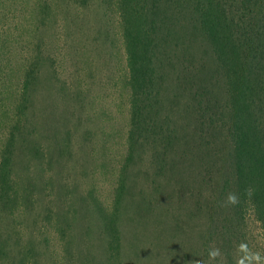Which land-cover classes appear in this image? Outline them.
<instances>
[{
  "label": "trees",
  "instance_id": "16d2710c",
  "mask_svg": "<svg viewBox=\"0 0 264 264\" xmlns=\"http://www.w3.org/2000/svg\"><path fill=\"white\" fill-rule=\"evenodd\" d=\"M115 7L126 58L129 128L112 209L99 212L109 261L122 254L124 212L132 210L138 222L149 216L151 200L126 195L129 171L147 150L152 184L163 189L160 179H175L176 188L194 186L188 215L207 222L201 249H179L178 255L172 246L175 260L236 264L233 251L247 212L264 234V0H115ZM49 10L45 3L40 13ZM37 55L24 71L19 118L0 150V210L11 216L33 205L36 192L31 174L24 182L15 177V146L28 161L51 160L33 133L31 105L45 61L41 50ZM28 128L33 136L25 134ZM60 142L56 149L46 146L49 155L64 157L69 141ZM230 194L236 203L227 201ZM212 244L220 254L208 260ZM8 249L0 243V262L10 259ZM26 257L9 264H26Z\"/></svg>",
  "mask_w": 264,
  "mask_h": 264
},
{
  "label": "rangeland",
  "instance_id": "374dc122",
  "mask_svg": "<svg viewBox=\"0 0 264 264\" xmlns=\"http://www.w3.org/2000/svg\"><path fill=\"white\" fill-rule=\"evenodd\" d=\"M45 3L50 10L42 15ZM39 50L45 61L31 105L33 133L51 160L28 161L15 146V177L24 182L31 174L36 192L34 204L12 216L0 210V243H7L9 260L27 255L26 264H180L172 246L178 255L179 249L183 254L200 250L207 222L188 215L194 186L176 188L175 179H160L163 189L155 187L150 155L143 150L129 171L126 195L151 200L150 213L138 222L132 210L124 212L122 254L109 261L99 212L112 209L129 128L127 67L115 0H86L85 5L0 0V150L19 118L24 71ZM27 133L33 136L29 128ZM63 137L69 141L64 157L49 155L46 146L58 148ZM233 257L236 264H264V234L249 212Z\"/></svg>",
  "mask_w": 264,
  "mask_h": 264
},
{
  "label": "clouds",
  "instance_id": "9594fccd",
  "mask_svg": "<svg viewBox=\"0 0 264 264\" xmlns=\"http://www.w3.org/2000/svg\"><path fill=\"white\" fill-rule=\"evenodd\" d=\"M227 201L229 203H236L237 201V197L234 195V194H230L228 197H227ZM220 252H219V249H212V250H209L208 251V257L209 259L211 260H215L217 256H219Z\"/></svg>",
  "mask_w": 264,
  "mask_h": 264
}]
</instances>
